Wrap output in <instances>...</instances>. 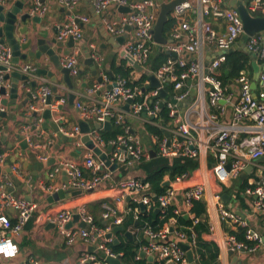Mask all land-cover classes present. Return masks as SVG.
I'll return each instance as SVG.
<instances>
[{"label": "built area", "instance_id": "1", "mask_svg": "<svg viewBox=\"0 0 264 264\" xmlns=\"http://www.w3.org/2000/svg\"><path fill=\"white\" fill-rule=\"evenodd\" d=\"M5 1L0 0V3ZM59 1L69 8H73L78 2ZM90 2L94 11L103 16V23L109 33L115 36L125 35L123 53L130 57V60H125L130 73L128 76L113 73L111 77L104 58L97 53L95 45H89L90 57L98 67L97 77L100 80L96 79L82 95L84 100L78 99L74 105L81 121L90 125L86 133L88 141L100 149L106 159H101L93 147L84 146L82 138L85 133L81 132L79 124L70 129L58 124L63 134L75 138L74 143L78 147L84 146L87 149L83 154L84 169L61 158L52 174L64 170L66 180L56 184L42 183L41 188L50 194L58 190L86 192L111 181L110 187L116 194L112 201L101 203L104 226L97 224L83 206L48 210L42 217L44 222L56 227L67 245L80 242L92 246V249L78 253L75 264H109L108 257L120 259L122 253L111 250L109 244L114 241L115 232L108 234L113 232V226L122 225L126 214L131 210L130 202L138 203L146 209L157 207L160 210L173 205L176 216L187 214L193 224L199 221L191 208L194 201L203 198L204 186L201 182L188 183L189 174H181L172 180L166 179V188L161 193H156L149 182L145 181V176L137 173L139 165L153 157L152 151L155 155L170 160L176 157L199 160L201 155L210 157L211 171L219 185L237 178L247 166L254 167L257 159L264 156V69L259 73L258 89L255 91L251 88V79L245 70L228 84H223L218 78V69L227 52L244 33L238 11L233 7H221L220 0H185L174 7L171 17H174L175 23L168 38L171 42L161 45L172 54L157 68H153L150 62L154 45H157L153 40V28L159 10L156 0ZM119 6H127L130 11L115 17ZM245 6L251 15L264 16V0H247ZM45 11L46 7L40 0H33L29 14L40 16ZM189 11L191 17L188 19L186 14ZM209 19L222 20L224 30L216 31ZM88 20L84 15L71 16L57 27L58 39L64 41L72 37L75 43H80L83 39L81 23ZM206 45L213 46L215 51L208 60L202 55L197 56ZM246 45L254 54L261 53L264 57L263 33L250 36ZM79 51L80 46H77L61 63L69 69L71 77L79 73ZM133 63L140 67H134ZM13 70L29 75L34 68L29 64H14L11 48L0 38V86L5 84L4 73ZM151 75L159 86H151ZM165 86V96H161L160 89ZM50 94L49 86L41 87L39 105H31L30 110L41 109L46 104V96ZM2 99L0 94L1 110ZM65 101V97L61 96L46 105L50 111L56 110ZM162 106L168 110L166 120L159 117ZM228 107L232 109V119L228 123L220 122V117L225 115ZM107 118L110 119L111 126L122 127L123 133L105 141L99 133L103 128L97 130L93 124L99 122L102 125ZM146 124L159 127L164 135L149 133ZM27 128L28 126H24L21 133H24L28 148L38 150L36 156L40 161H48L46 143L36 141L27 133ZM4 134V128L0 126V264L11 263L17 257L20 252L18 237L38 207L36 201L9 190L13 188L12 174L21 175V162L11 160L13 149L2 144ZM108 146L111 148L108 149ZM114 164L115 168L111 169ZM7 168L9 172L6 171ZM116 174L118 178L114 176ZM244 190L254 196V211L264 210V178ZM214 199L219 218L243 228L245 239L252 242L249 245L237 240L233 234H228L225 240L230 249L255 251L263 247L264 252L261 235L249 228L245 220L225 208L220 193H215ZM133 212L137 219L138 208H134ZM76 214L79 216L78 221L85 226L67 227ZM171 227L173 230H170ZM209 227L211 228L210 225ZM122 231L130 232L131 235L133 233L130 228ZM143 235L147 242L138 248L135 258L152 256L153 260L164 264H186V252L180 243H186L190 248L195 243L193 236L188 239L185 233L176 230L174 216L158 230L146 227ZM18 264L43 262L39 258L27 256Z\"/></svg>", "mask_w": 264, "mask_h": 264}, {"label": "crops", "instance_id": "2", "mask_svg": "<svg viewBox=\"0 0 264 264\" xmlns=\"http://www.w3.org/2000/svg\"><path fill=\"white\" fill-rule=\"evenodd\" d=\"M6 6L11 7L15 1L18 0H7ZM24 7L21 11L28 12L33 4V0H22ZM41 3L46 7V11L43 15H34L41 18V21L37 23L31 18L26 19L25 22H19L15 30V35L22 41L24 40V34L20 33L21 27H26L29 31V35H35L32 28L35 26L37 30L42 31L45 36L47 43L53 47L56 54L59 55L60 62L65 56L77 47L80 46L81 54L77 55L78 58V70L77 76H72V89L66 86L63 80V75L60 71L53 66V64L46 58L42 57L36 59L34 57H27L19 61V65L29 64L32 65L34 70L29 73L28 79L22 80L20 78L11 76L5 80V87L7 92L2 95L3 98L12 99L10 87L12 83H17V94L14 96V102H8L3 105V111L5 115L0 116V126L4 128L5 134L3 138V145L7 148L13 149V155L11 160H19L21 162L20 171L21 175L12 174L13 191L17 195H21L25 198L29 195L30 199L36 201L38 207L31 218V220L25 225L23 232L18 237L19 243V254L13 258L11 263L6 264H18L24 257L32 256L39 258L43 264H75L77 255L80 251L85 249H92V246L85 245L80 242H76L73 245H67L56 227L52 223H46L43 221V213L46 211H55L56 209L68 206L69 208H76L83 206L93 217L97 223L100 221L102 226L105 225V220L102 218L101 203L103 201H112V197L116 192L110 187L111 181H106L100 184L96 189L80 192L76 195H67L57 201L49 202L47 199L53 193H46L42 190L41 184H56L66 180V172L61 170L52 174L54 166L58 164V160L63 158L70 160L75 164L79 165L84 169L83 166V154L87 150L84 146H88L84 142V146L78 147L74 140L65 135L66 139L58 136L53 129L49 126V123L54 121L60 126L71 128L75 124H79L81 121L78 109L74 103L76 100H84L82 95L90 87L93 82L97 79L98 67L95 63L88 64L85 61L90 57L89 45H95L96 51L104 58L106 67L109 69V62L114 60L116 63H120L124 60L121 55L123 53V42H118L116 38L121 36L113 35L107 31V28L102 20L101 13H97L91 6L90 0H78L76 6L69 8L59 0H40ZM157 1V0H156ZM168 1V0H166ZM246 3L247 0H239ZM158 2V1H157ZM221 7L225 6L224 0H220ZM123 13L119 9L115 12V17L120 16ZM19 15V14H18ZM75 15H84L88 17V21L81 23L83 31V39L80 43H75L70 46L67 40H60L57 37V27L63 22L67 21L68 18ZM186 17H191L190 11L187 12ZM212 27L216 31L224 30V22L222 20L209 19ZM2 25V23H0ZM51 39H55L57 43L61 41L60 45L57 43H51ZM37 47H32L35 50ZM232 50L241 49L240 40L237 41L233 46ZM243 50V49H242ZM69 53H66V52ZM88 52V55L84 52ZM215 53L214 47L210 45L204 46L199 51L197 56H203L205 60H208ZM258 65L259 70L264 69V57L261 53H256L254 59ZM126 62V61H125ZM38 69H45L47 73H52L56 79V83L53 82L52 77L47 73H37ZM95 70L96 75L93 74ZM111 72V70H109ZM253 67L251 81L253 79ZM257 84V80H256ZM258 85V84H257ZM49 86L51 88L52 102L59 97H65L66 101L64 104L57 107L56 110L51 109V118L44 117V111L48 108V105H43L41 109L30 110L31 105H39V91L41 87ZM57 87L56 92L52 91V87ZM258 86H256V89ZM254 90V91H255ZM28 93L31 97L28 98L26 104L24 102L27 99ZM71 93H75V101L73 104L68 102V97ZM36 112L34 116L32 113ZM232 119V109L228 107L223 117H220V122L228 123ZM46 123L47 127L44 128L43 124ZM24 126H28L27 133H29L36 141L46 143L45 152L48 153L49 159L55 158L54 163H48V161H40L36 153V149H22L20 140L17 138L18 135H24L21 130ZM89 142V141H88ZM264 157V156H263ZM197 167L191 171L187 178L188 183L194 181L201 182L204 186V195L202 200L206 204V212L208 218L209 231L204 234V238L212 240L217 243L219 247L218 261L219 264H264V252L263 247L255 251L240 250L232 251L229 244L225 240L226 235L231 234L230 231H236L238 226L232 222H226L219 218V210L216 206L214 199L215 193L221 194V200L224 203L225 208L234 212L240 219L247 222L249 228L257 231L261 237L264 236V210L254 211L253 200L254 196L245 193L244 189L241 188V182L246 179L247 184L255 185L257 182L262 181L264 178V159L256 161L251 174L245 178L231 179L227 184L219 185L216 181L214 174L211 171V158L205 155H201L197 160ZM9 172V169H6ZM118 178L117 174L114 175ZM66 193L70 191L64 190ZM74 191V190H71ZM223 195L225 198L223 199ZM126 201H128L126 199ZM97 202H100L99 205ZM115 204V203H114ZM121 209L123 205L120 206ZM80 226V221L72 220L68 223L67 227L76 228ZM116 237V232L114 233ZM173 236V234L171 235ZM264 246V243H263ZM192 249V248H191ZM193 252V249H192ZM194 261L186 264H195V254L193 252Z\"/></svg>", "mask_w": 264, "mask_h": 264}, {"label": "trees", "instance_id": "3", "mask_svg": "<svg viewBox=\"0 0 264 264\" xmlns=\"http://www.w3.org/2000/svg\"><path fill=\"white\" fill-rule=\"evenodd\" d=\"M174 23V17L170 16L164 26V37L169 38ZM171 54L161 45H154L153 52L150 55L151 65L153 68L159 67ZM109 70L114 74L120 73L123 76H128L130 73V69L126 67L124 60H121L120 63L111 60ZM243 70L248 73L249 78L252 76L251 57L242 49L230 50L221 63L217 75L223 84H228L233 82ZM160 109L159 117L164 120L168 119L167 107L162 106ZM146 129L149 133L152 132L159 136L164 135L163 131L157 126L146 124ZM99 133L105 141H108L115 138L117 134L123 133V129L119 125H112L110 129H101ZM197 164L198 162L195 159L176 157L170 160L167 157L155 155L142 162L136 171L138 174L142 173L145 176V181L149 182L153 191L161 193L166 188L164 184L166 179L172 180L178 175L190 174L197 167ZM249 186L252 187L253 185L247 184L246 179L241 182V188L246 189ZM97 203L99 205L100 202ZM129 204L131 210L126 214L122 226L124 230L128 228L133 230L131 238L127 237L123 231H118L116 232L118 242L113 241L109 244L112 251L122 253L120 256L122 264H164L156 260L149 261L147 257L136 259L135 256L138 248L147 242V238L143 235L145 228L150 227L153 230H158L169 222V219L173 216L176 218V230L185 233L188 239L194 237L195 243L192 249L195 254V264H219V247L217 243L204 238V234L209 231V224L206 204L203 200L194 201L191 208V212L199 218L196 224H193L191 219L185 218L183 215L176 216L173 213V205H168L164 210H160L157 207L142 208L138 203L133 202ZM134 208L139 210L137 219L134 218ZM97 224L102 226L100 221ZM230 233L237 240L245 241L249 245L252 244L251 241L245 239L243 228L230 231Z\"/></svg>", "mask_w": 264, "mask_h": 264}, {"label": "water", "instance_id": "4", "mask_svg": "<svg viewBox=\"0 0 264 264\" xmlns=\"http://www.w3.org/2000/svg\"><path fill=\"white\" fill-rule=\"evenodd\" d=\"M159 3V10L157 13V17L155 20V24H154V28H153V40L157 45H165L169 42H171V39H168L166 37H164L163 35V31H164V26L165 23L167 22V20L169 19V17L171 16V12L174 9L175 6H177L178 4L184 2L185 0H157ZM225 2V6H230L235 8L238 13L239 16L241 18L242 24H243V35L240 38V44H241V49H243L246 53L249 54V56L251 57V59H254L255 54L249 50L247 48L246 42L248 40V38L250 36L255 35L256 33H263L264 34V16H253L251 15L246 6L245 3H243L242 1L239 0H224ZM6 4H8V1L6 0L5 3H0V23H2V25H0V38L2 40V42L6 43L7 45H9V47L11 48V52H12V62L16 65H19V61L22 59H26L27 57H34L36 59H40L42 57H46L52 64L54 67H56L60 73L63 75V80L64 83L66 84L67 87H69V89H72L73 85H72V77L69 73V69L62 66L61 62H60V58L59 55L56 54L55 50L53 49V47H51L46 39L45 36L42 34V31L37 30L35 28V26L32 28V30L35 32V35L30 36L28 33L29 31L27 30L26 27H21L20 28V33L24 34V40L20 41L17 36L15 35V30L17 28V26H19V22H25L26 19L31 18L32 20L36 21L37 23H39L41 21V18L38 16H31L28 12H23L21 13L23 7H24V2L22 0H18L15 1V3L11 6V7H7ZM223 7V6H222ZM119 11L121 12H128L130 11V8L127 6H119L118 7ZM19 14V15H18ZM129 29V28H128ZM125 38V35H122L119 38H116V40L118 42H123ZM51 43H57V41L55 39H51ZM68 45L72 46L74 44V39L72 37H70L68 39ZM61 41H59L57 43V45H60ZM36 45V49L33 50L32 47ZM233 48H231L232 50ZM87 55L88 52L84 51ZM66 53H69L68 51ZM79 54H81V52H79ZM121 55L124 57L125 60H130V57L125 56L124 53H121ZM88 64H92L93 63V59L91 57L88 56V59L85 61ZM134 67L139 68L140 66L137 63H133ZM251 65L253 67L254 73H253V79L251 81V88L254 91L256 89V80L258 79L260 70L258 65L255 63L254 60L251 61ZM45 69H38L36 72L37 73H47V71H44ZM50 77H52L53 82L56 83V79L55 77H53L54 75H52V73H47ZM93 74L96 75L95 70H93ZM110 76H113L112 72H109ZM11 76L20 78L22 80L28 79V75H26L25 73H22L18 70H13L11 72H5L3 77L4 79H9ZM98 81L100 80L99 77H97ZM150 80H151V86L157 87L159 86L158 81L155 79V77L153 75L150 76ZM57 87L53 86L52 87V91L56 92ZM167 90V87H163L162 89H160V94L161 96H165V92ZM7 92V88L4 85L0 86V94L5 95ZM10 92H11V97L12 99L9 101L6 98H3L1 103L3 105H6L8 102H14L13 98L14 96H16L17 94V83H12L11 87H10ZM255 94V93H254ZM31 97V94L28 93L27 99L24 102V104L27 103L28 98ZM75 93H71L68 97V102L70 104H73L75 101ZM52 101L51 98V94L46 96L45 99V103L49 104ZM34 116L37 115L36 112L32 113ZM5 115V112L3 110L0 109V116ZM44 117L45 118H51V111L49 110V108H47L44 111ZM44 128L47 127V124L44 123L43 124ZM49 126L53 129V131L60 137H63L64 139H66L65 135L60 131L59 129V125L52 121L49 123ZM94 128H96L97 130H99L100 128L103 129H110L111 128V124H110V119L107 118L101 125V123L99 122H95L93 124ZM79 127L81 129V132L85 133V135L82 138L83 142H86L88 144V147L92 148L95 151L96 154L99 155V157L101 159H106V156L104 154H101L100 149H98L97 147L94 146L93 143L88 142V136L86 135V133L89 131L90 129V125L88 122L86 121H80L79 122ZM168 135V134H167ZM20 140L21 143V147L22 149H27L28 148V144L25 141L24 137L22 135H18L17 137ZM167 144H169V142H167ZM111 147L108 146V149H110ZM152 156H155V152L152 151L151 152ZM264 159V157H260L257 159V161H260ZM55 158L51 157L49 159L48 163H54ZM107 164L109 162H106ZM115 164L111 165V169L115 168ZM253 170V167L251 165L247 166L244 171L240 174V178H245L247 175L251 174ZM165 185L168 184V182L164 183ZM9 190H13V189H9ZM81 191L80 190H74V191H70V192H65L64 190H58L56 192H54L52 195H50L48 197V201L49 202H53V201H57L59 199L64 198L67 195H76L79 194ZM225 198V195H223V199ZM26 199H30L29 195L27 196ZM129 199V198H128ZM143 208V206H141ZM185 218H188V215L185 214L183 215ZM79 216L76 214L73 217V220L76 222L78 221ZM105 222V221H104ZM71 223V222H70ZM80 226L84 227L85 224L80 222ZM124 228L122 225H118V226H113V232H110L108 235H111L114 232H118V231H122ZM170 230H173V228L171 227ZM125 235L129 238H131V233L130 232H125ZM114 242H118V239L115 238ZM262 242L264 243V236L262 237ZM180 246L182 247V249L185 250L186 252V257L188 262H193L194 261V256H193V252L192 249L190 248V246L186 243L181 242ZM233 251V250H232ZM143 255V254H142ZM147 259L149 261L153 260L152 256H148ZM107 261L109 262V264H122L121 260L119 258H111L108 257Z\"/></svg>", "mask_w": 264, "mask_h": 264}]
</instances>
